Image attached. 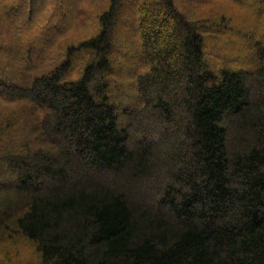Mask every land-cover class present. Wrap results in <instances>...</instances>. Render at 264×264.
Wrapping results in <instances>:
<instances>
[{
  "label": "trees",
  "instance_id": "trees-1",
  "mask_svg": "<svg viewBox=\"0 0 264 264\" xmlns=\"http://www.w3.org/2000/svg\"><path fill=\"white\" fill-rule=\"evenodd\" d=\"M47 1L0 0V264H264V0Z\"/></svg>",
  "mask_w": 264,
  "mask_h": 264
},
{
  "label": "rangeland",
  "instance_id": "rangeland-1",
  "mask_svg": "<svg viewBox=\"0 0 264 264\" xmlns=\"http://www.w3.org/2000/svg\"><path fill=\"white\" fill-rule=\"evenodd\" d=\"M71 1V14L74 13L72 12L74 10V8H76L75 10H80L79 12L81 13V18L85 17V18H88V22L90 21L91 23L95 22V18L94 16H92L93 14V11L95 9V7H97L99 5V3L101 2V0H70ZM46 2H48L46 0ZM75 2V4H74ZM74 4V5H73ZM47 7H49V5H47ZM92 12V13H91ZM83 25V26H82ZM88 24L87 23H84V24H81L80 26H82L81 28H78L76 29L77 33L78 34H81L82 31H85V33L87 32L88 30V27H92L91 24ZM242 27H245L244 25H241ZM4 29V24L0 21V31H2ZM73 33H69L66 35V37H69L70 35H72ZM65 37V38H66ZM130 39V38H129ZM225 43H227V47H224L223 45L224 44H216V43H212L210 41V45L212 46V50H209L207 52V54H210V52L214 54V56H210L212 58L210 59H213L214 57H225L223 54L227 55V56H232L234 53H240V43H244L243 41H237L236 40L234 41L235 44H228V40L225 41ZM215 52V53H214ZM223 55V56H222ZM242 56V55H241ZM240 57V56H239ZM236 58V57H235ZM234 58V59H235ZM132 92L130 93H126L124 95L129 96L131 95ZM124 97V96H122ZM120 97V98H122ZM124 99V98H123ZM27 135V134H26ZM34 135V134H33Z\"/></svg>",
  "mask_w": 264,
  "mask_h": 264
}]
</instances>
